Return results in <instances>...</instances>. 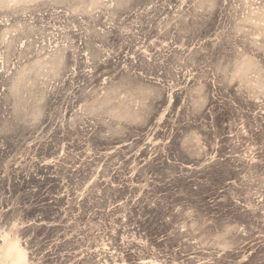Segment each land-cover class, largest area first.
Returning <instances> with one entry per match:
<instances>
[{"label":"rangeland","instance_id":"obj_1","mask_svg":"<svg viewBox=\"0 0 264 264\" xmlns=\"http://www.w3.org/2000/svg\"><path fill=\"white\" fill-rule=\"evenodd\" d=\"M0 264H264V0H0Z\"/></svg>","mask_w":264,"mask_h":264}]
</instances>
